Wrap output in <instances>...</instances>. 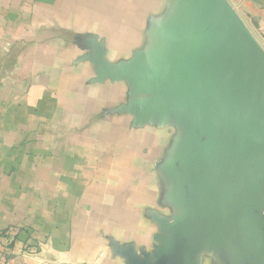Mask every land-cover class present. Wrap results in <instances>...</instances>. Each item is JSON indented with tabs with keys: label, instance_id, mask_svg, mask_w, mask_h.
I'll use <instances>...</instances> for the list:
<instances>
[{
	"label": "crops",
	"instance_id": "0c3cea01",
	"mask_svg": "<svg viewBox=\"0 0 264 264\" xmlns=\"http://www.w3.org/2000/svg\"><path fill=\"white\" fill-rule=\"evenodd\" d=\"M219 1L264 53V0H0V264H264V208L176 232L213 136L121 74L230 42Z\"/></svg>",
	"mask_w": 264,
	"mask_h": 264
},
{
	"label": "water",
	"instance_id": "95a60500",
	"mask_svg": "<svg viewBox=\"0 0 264 264\" xmlns=\"http://www.w3.org/2000/svg\"><path fill=\"white\" fill-rule=\"evenodd\" d=\"M217 12L230 42H204L188 60L161 74L149 75L138 65L121 74L155 94L154 109L179 106L193 115L201 132L213 136L197 155L203 174L194 186L207 210L194 221V214L184 220L176 232L214 228L220 240L226 217L238 207L264 208V53L221 1ZM201 238L183 237L173 261L181 255L189 264Z\"/></svg>",
	"mask_w": 264,
	"mask_h": 264
}]
</instances>
